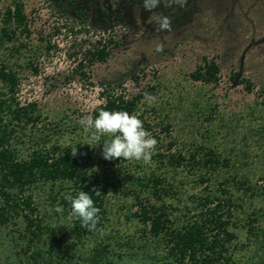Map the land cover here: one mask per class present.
Masks as SVG:
<instances>
[{
  "label": "trees",
  "instance_id": "16d2710c",
  "mask_svg": "<svg viewBox=\"0 0 264 264\" xmlns=\"http://www.w3.org/2000/svg\"><path fill=\"white\" fill-rule=\"evenodd\" d=\"M227 21L244 32L258 23L262 31L264 0H240ZM29 24L24 0H0V264H264V45L257 56L244 42V64L261 63L255 73H229L247 95L260 84L259 99L242 105H234L229 91L217 93L219 65L201 58L189 74L201 86L190 103L179 95L174 107L185 104L197 132L190 129L179 143L168 114L157 124L158 107H150L153 118L141 109L144 93L153 95L156 87L107 94L91 115L135 114L157 145L148 164L106 161L108 137L90 143L89 132V141L63 145L56 130L35 132L42 117L36 104L16 101L17 70L31 59L24 43ZM43 42L51 50L50 39ZM87 54L100 62L109 55L104 47ZM81 190L100 209L91 231L71 219L65 199ZM112 194L128 199L118 200L121 208L135 210L132 218L124 214L136 224L132 234L122 227L107 232Z\"/></svg>",
  "mask_w": 264,
  "mask_h": 264
},
{
  "label": "rangeland",
  "instance_id": "374dc122",
  "mask_svg": "<svg viewBox=\"0 0 264 264\" xmlns=\"http://www.w3.org/2000/svg\"><path fill=\"white\" fill-rule=\"evenodd\" d=\"M239 1L186 2L173 11L177 17L170 19L171 31H158L157 18L164 16L167 2L149 12L143 0H24L31 32L24 43L29 49L26 57L31 59L22 61L17 70L14 97L20 104L34 103L40 110L42 117L35 132L51 134L56 130L60 143L68 145L88 139L89 132L79 121L91 115L107 94H134L154 86L155 101L142 104L141 109L150 115V107H158L162 113L157 124L168 114L173 119L172 135L179 143L190 136L191 130L197 132V127L190 128L194 120L186 119L185 104L190 103L191 92L201 86L189 74L203 56L219 65V95L231 92L234 105L260 97L259 83L247 95L241 86L229 82L231 70L248 75L261 66L259 60L256 65L244 64V42L256 47L257 56L264 45V29L259 30L258 23L244 32L227 21L231 7ZM47 39L51 50L44 49L43 40ZM103 47L109 54L104 62L87 54ZM179 95L185 104L174 109L179 105ZM112 195L109 209L113 223L107 232L122 227L132 234L136 224L131 226L124 214L131 217L135 210L129 213L121 208L118 200L129 204L123 194ZM123 263L135 264L128 260Z\"/></svg>",
  "mask_w": 264,
  "mask_h": 264
},
{
  "label": "clouds",
  "instance_id": "9594fccd",
  "mask_svg": "<svg viewBox=\"0 0 264 264\" xmlns=\"http://www.w3.org/2000/svg\"><path fill=\"white\" fill-rule=\"evenodd\" d=\"M164 2L170 3L171 0H143V5L146 11L152 12ZM157 24L158 31H171L169 17H158ZM155 99L153 95L144 93V102L151 104ZM79 123L85 132H91L90 143H98L102 136L108 137L102 145V157L106 161L119 159L142 161L145 164L151 162L157 140L145 130L143 121L135 114H129L127 111L100 110L95 118L88 115ZM76 152L77 150L72 156H75ZM65 199L71 204V219L79 221L83 228L94 230L99 222L100 209L95 206L92 196L81 190L75 197L68 194Z\"/></svg>",
  "mask_w": 264,
  "mask_h": 264
},
{
  "label": "flooded vegetation",
  "instance_id": "af4514ba",
  "mask_svg": "<svg viewBox=\"0 0 264 264\" xmlns=\"http://www.w3.org/2000/svg\"><path fill=\"white\" fill-rule=\"evenodd\" d=\"M195 1H197V0H184L183 2L178 3L177 0H171L170 3L167 2L168 6L163 11L164 12V16H168L170 19H175L177 16L174 15L173 11H175V10L177 11V8H180L181 6H185L186 2H189L190 4H192ZM186 6H187V4H186ZM166 12H168V13L166 14Z\"/></svg>",
  "mask_w": 264,
  "mask_h": 264
}]
</instances>
